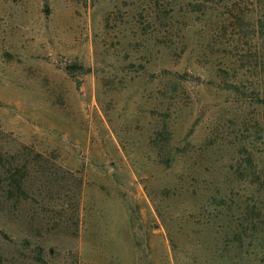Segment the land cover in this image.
<instances>
[{"label": "rangeland", "instance_id": "obj_1", "mask_svg": "<svg viewBox=\"0 0 264 264\" xmlns=\"http://www.w3.org/2000/svg\"><path fill=\"white\" fill-rule=\"evenodd\" d=\"M151 1L0 0V264H176L182 183L264 234V5Z\"/></svg>", "mask_w": 264, "mask_h": 264}, {"label": "trees", "instance_id": "obj_2", "mask_svg": "<svg viewBox=\"0 0 264 264\" xmlns=\"http://www.w3.org/2000/svg\"><path fill=\"white\" fill-rule=\"evenodd\" d=\"M248 1L249 0H178V3L185 2L184 5L188 14L190 11L197 13V11L206 7V4H211L218 9L223 6L225 9L235 10L239 8V10H241L240 7H242L243 4H247ZM255 1L264 5V0H251V3L249 2L248 4L253 5ZM151 2L158 3V1L153 0ZM180 13H184V11H180ZM229 16L232 19H236L238 15L236 13L234 15L230 14ZM148 18L149 16L147 19ZM151 20L154 21V18L150 19V22ZM165 71L166 69H163V72ZM166 90H170V88L164 86V98L168 96ZM160 136L163 137L164 134L161 133ZM161 156L163 157V154H161ZM164 158L166 157L162 159L164 160ZM170 161L169 158L165 160V162L169 163ZM180 190L182 193L185 192L186 195L195 200V204H193L190 212L192 217L191 215L189 216L190 233L187 234L188 239L191 238L195 246L191 249L192 253L187 252L183 258L179 257L180 250L176 248V239L173 233L168 229V236L174 245L176 264H188L184 263V260L187 262L190 260L188 254H192V261H196L198 264H252L253 255L257 253L255 247L260 248L263 246L264 248V234L261 236V239L260 236L257 235V232L256 235L254 234L252 227H254L255 230L256 225L251 220L250 209L248 210L246 208L243 215L238 219L235 216V212L239 206L236 207V202L233 203L229 196L223 192L225 190L223 187H211L210 190L205 189L200 196L198 190L202 189L197 185L188 188L186 186L184 187L182 183ZM159 215L162 220H164L161 212H159ZM253 216L255 217L254 210ZM257 224L262 225L263 223L258 221ZM248 228L253 231L251 235L249 234ZM262 229L264 230V225ZM191 264L194 263L191 262Z\"/></svg>", "mask_w": 264, "mask_h": 264}]
</instances>
